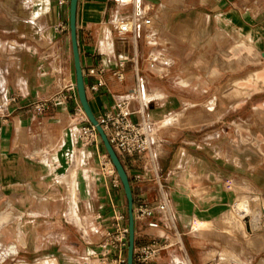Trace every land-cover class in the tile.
I'll return each mask as SVG.
<instances>
[{"label":"crops","instance_id":"obj_1","mask_svg":"<svg viewBox=\"0 0 264 264\" xmlns=\"http://www.w3.org/2000/svg\"><path fill=\"white\" fill-rule=\"evenodd\" d=\"M70 4L71 0H0V257L17 248L15 264H83L87 255L99 249L114 213L127 214L120 178L114 184L102 165V156L108 155L102 139L91 146L81 143L83 121L76 114L79 96L78 100L52 103L43 111L34 107L59 93L67 81L76 82ZM141 6L150 7L153 25L159 19L163 22L158 45L148 44L142 34L144 26L137 42L117 31V18ZM77 27L83 68L106 69L98 90L91 89L95 78L85 76L96 117L135 87L136 68L148 89L145 114L150 122L164 126L197 127L225 112L223 119L231 114L229 109L264 93V67L253 68L219 86L201 108L186 110L210 92L209 82L219 80L226 71L248 68L259 55L264 62V0H78ZM174 38L193 47L206 43L186 78L175 74L184 65L179 62ZM168 41L171 49L159 47ZM216 53L221 56L211 64L208 55ZM153 54L165 64L172 61L174 74L167 81L162 79L161 64L156 69L149 67ZM132 56L138 58L137 66L129 62L125 79L118 80L113 74L117 60ZM202 74L207 81L201 80ZM191 86L204 92L199 94ZM137 106L132 103L133 108ZM240 108L230 117L236 116V124H250L252 113L237 116L243 111ZM204 110L214 111V116L205 115ZM254 111L264 118V104ZM132 119L137 122L140 115L134 113ZM248 131L251 136L247 139L241 132V143L234 145L212 144V136L196 144L192 134L180 138V130H171L168 134L176 139L171 146L159 143L165 150L162 156H157L159 144L153 141L152 158H120L130 181L141 175L131 185L134 208L141 200L152 202L160 197L155 177L159 173L173 218L169 222L157 211L136 220L135 247L165 238L176 241L174 231L181 235L183 250L178 246L167 249L149 264L183 259L192 264L234 262L226 260L228 256L240 258L243 264H264V258H251L261 249L243 242L233 217L238 201L247 215L244 197L254 193L264 197L249 182L236 179L238 173L249 170L264 189V158L258 159L264 157V126L257 132ZM122 222L128 225V214ZM134 264L141 263L134 260Z\"/></svg>","mask_w":264,"mask_h":264},{"label":"built area","instance_id":"obj_2","mask_svg":"<svg viewBox=\"0 0 264 264\" xmlns=\"http://www.w3.org/2000/svg\"><path fill=\"white\" fill-rule=\"evenodd\" d=\"M141 8L143 10L146 9V12H150V7L148 6H141ZM153 24L151 16H145L141 21L136 8L131 15L120 19V23H117V31L121 35H131L132 39L137 42L140 27H151ZM129 62H132L137 66L138 58L132 56L130 58L122 57L117 60L116 66L113 69V74L118 80L123 81L125 79L126 68ZM159 64L161 63L157 58L151 57L149 59L148 65L151 69H156ZM105 70L106 69L103 66H90L87 69H84V76L89 75L96 80L91 86L92 90H98L103 84L102 75ZM160 73L165 74V71L161 69ZM136 78L135 87L130 90L126 97L116 100L111 110L104 111L96 117L120 158L136 156L153 157V141L150 135V126L152 125V122H150L145 114L146 103H148V101H140L141 94L145 89V84L140 78L138 68H136ZM71 99L78 100L76 82L67 81L66 85L62 87L59 93L47 101L35 103L34 107L38 111H43L49 108V105L52 103H61L62 101H68ZM134 102L138 103L137 108L132 107V103ZM134 113L140 115V120L137 122L132 119ZM76 114L81 116V121H83L80 126V140L82 145L91 146L97 144L101 139L99 132L96 126L90 122L80 104L77 106ZM102 165L104 170L109 175L113 176L114 184L119 183L117 171L107 154L102 156ZM155 177L159 184L160 197L152 202L141 200L136 208H134L135 221L151 216L157 211L161 212L169 222L173 221L170 212L169 198L166 194L162 177L159 173L155 175ZM140 178L141 175H138L134 180L130 181L131 185ZM126 219L127 214L122 212L114 213L113 224L111 228L106 231L105 238L99 244V249L92 251L87 255L83 264H127L129 227L122 222ZM149 226L156 227L158 224L149 223ZM173 235L176 238V241L165 238L163 242L154 240L151 243L135 247L134 260L141 264H149L156 260L162 252L167 249L178 246L180 250H183L180 243V233L174 231ZM173 264L192 263L188 259H183L177 260ZM205 264L217 263L214 261H207Z\"/></svg>","mask_w":264,"mask_h":264},{"label":"rangeland","instance_id":"obj_3","mask_svg":"<svg viewBox=\"0 0 264 264\" xmlns=\"http://www.w3.org/2000/svg\"><path fill=\"white\" fill-rule=\"evenodd\" d=\"M147 7V6H146ZM145 16H150V12L147 11ZM142 19V18H141ZM158 21V20H157ZM161 21V20H159ZM155 22V21H154ZM160 24L161 22H159L158 25H153V27L155 26L156 29L160 28ZM115 25L117 27V23L115 22ZM147 27L144 26L143 30H142V34H145ZM146 30V31H145ZM150 31V30H149ZM174 42H175V47H178V51H179V62L183 63L182 65H184V68L178 70L177 72L175 71V74L178 73L180 74V77H184L186 78L188 75V68L189 70H192V61L194 59L197 58V56L199 55V52L202 50L203 45L206 44L201 43L199 46L193 47L191 44H189L187 41H183L180 38H174ZM149 44V43H148ZM150 45V44H149ZM162 47H161V46ZM159 47L165 50L171 49V42H167L166 44H161L160 43ZM218 50V49H217ZM220 58V54L216 53L213 55H208V60L211 64H214V58L215 57ZM148 57V54H145V58L144 61H146V58ZM154 58H157V56H155L153 54ZM159 60V62L161 63V67H163L162 69L165 71V76L164 78H162L164 81H167L168 79H170V77L174 74L170 67L171 62H168V64H165L163 60H161L160 58H157ZM223 61H220V64H222ZM164 67H168L169 70L167 71L166 69H164ZM264 67V62L261 59V56H258V60L256 63H248V68H244L241 71H237V72H233V71H226L224 73V75L217 81L215 82H209L210 83V92L206 93L203 96H199L198 98L200 99V101L198 102H194V105L192 107L187 108V111H191V110H196L201 108L204 104H206L208 101V97L210 96L211 98L215 95L217 89L219 86L225 85L231 78L236 77V76H242L244 74H246L250 69L253 68H261ZM208 77L205 74H202L201 76V80L202 81H207ZM64 85V84H63ZM189 88L194 89V91H196L199 94H202L204 91H201L198 89V87L196 86H191ZM146 90L147 87H145ZM209 89V87H208ZM259 104H264V93L260 94V95H255L252 98H248L245 102H243L241 105L235 107V108H231L228 111L232 113H234L235 109H241L240 107H243V111H241V113L237 116H242L244 114H251L252 116V120H250V124H245V125H241V124H236L233 120H236L235 117H230L231 114H229V116H226V118H221L220 117L225 113H222L220 116H214V111H209V110H204L203 113L205 115H208L210 117H212V120L210 122H205L200 124L197 127H193V126H164L162 125L161 122H157L156 124H152L150 126V128H155L158 129L157 131H155L154 133L151 134L152 130L150 129V135L152 138V141L155 142V144L157 145L156 142L159 143H165V146L167 144V146H171L172 144V140L176 139L175 137H172L168 134V132H170L171 130H180V138H186L188 137V134H192L193 137L191 138L192 141H196L197 143H200L204 137H208V136H212V144H216L217 142H221V143H232L234 145H238L239 143H241V132L245 135V137L248 139V137H250V133L248 130H251L252 132H257L259 131L263 126H264V118L259 117L255 111H254V107L259 105ZM217 105V99H216V104ZM186 107V106H185ZM184 107V108H185ZM183 108V109H184ZM227 112V111H226ZM263 116H264V112H263ZM222 121H225V123H223ZM231 122V123H229ZM221 135V136H220ZM220 136V137H218ZM214 137V138H213ZM218 137V138H216ZM178 140V139H177ZM176 140V141H177ZM252 140V138H251ZM161 141V142H159ZM196 144H190L192 146H194L195 148L197 147ZM199 151H201V148H196ZM164 148L162 149V146H158L157 149V156H162L164 153ZM215 152V151H214ZM109 156V155H108ZM264 157H259L258 159H261ZM238 177L236 178L238 181L240 182H249L253 188L255 190L259 189L262 191V193L264 194V189L261 188L258 183L255 181V179L253 178V176L251 175L250 171H242L240 173H238L237 175ZM167 188V187H165ZM255 195V196H254ZM245 199H243L245 206H246V210L247 215H244L241 212V209L239 207V201L236 203L234 207V223L235 226L238 227L237 228V233L238 235H240V233H242V240L245 244L248 245V247H254L256 250H260L259 252H255L252 254L251 258H254L256 260L259 259H263L264 258V221L261 219H258L259 217L261 218L262 215H264V202H260V199L264 201V197L258 193V194H251L249 196L244 197ZM258 198V199H257ZM259 200V201H258ZM5 202V201H4ZM257 205H259L261 211V216L259 215V217H255L254 216V210H256ZM251 207V209H249ZM0 208H3V203L0 204ZM249 209V210H248ZM251 216V217H250ZM251 218V219H250ZM252 220L253 223H250L249 221ZM254 220H260V225L258 228H254L255 224ZM234 223H231V226L234 227ZM248 224L250 225L252 231H248ZM263 247V248H262ZM17 249V248H16ZM16 249L15 251L9 252L7 255H5L4 257H0V264H15L16 261L13 260V258H15V254H16ZM0 255H1V251H0ZM4 258V259H3ZM250 258V259H251ZM234 259L233 256H228V258L226 257V260H231ZM211 260H214V258H211ZM217 261V260H216ZM214 261V262H216ZM226 264H243V263H239L234 259L233 261H225Z\"/></svg>","mask_w":264,"mask_h":264},{"label":"water","instance_id":"obj_4","mask_svg":"<svg viewBox=\"0 0 264 264\" xmlns=\"http://www.w3.org/2000/svg\"><path fill=\"white\" fill-rule=\"evenodd\" d=\"M77 5H78V0H71L70 29H71V37H72L75 73H76L77 93H78V96H79V99H80V102L84 109L85 114L87 115L90 122H92L96 126L99 132V135L106 147L107 153L123 184L125 194L127 197V214H128V227H129V244H128V249H127V264H134L136 232H135V216H134V197H133L132 186H131L127 171L119 155L116 153L115 149L110 143L103 127L99 124L94 112L92 111V108L90 106V103L87 97L84 69H83V65L81 61V51H80V44H79V38H78Z\"/></svg>","mask_w":264,"mask_h":264},{"label":"bare ground","instance_id":"obj_5","mask_svg":"<svg viewBox=\"0 0 264 264\" xmlns=\"http://www.w3.org/2000/svg\"><path fill=\"white\" fill-rule=\"evenodd\" d=\"M137 12H138V14L140 15V20L142 21L143 20V17H145V15H146V9L145 10H143V9H138L137 10ZM142 18V19H141ZM154 18H156V16H154ZM120 19H121V17H119V18H117V22L116 23H120ZM155 20V19H154ZM160 20V19H159ZM161 22V24H160V28H157L156 29V27L154 26V27H152V29L150 30V31H146V33H145V36H146V38H147V42L150 44V45H153V46H155V45H158L159 44V42H160V39H162V28H163V22L162 21H160ZM146 89H144L143 90V92H142V94H141V100L140 101H145V102H147L149 99H147L146 98ZM152 122V124H156L155 122H153V121H151ZM151 130H152V132H151V134L152 133H154L155 132V128H150ZM76 155H77V152H76ZM166 194H167V192H166ZM168 195V194H167ZM255 196V195H254ZM258 199V198H257ZM259 201V200H258ZM261 202V201H260ZM260 206L259 205H257V208H256V210H254V216L255 217H259V215L261 216V209L259 208ZM251 217V216H250ZM251 219V218H250ZM258 219H261V220H263L264 221V215H262L261 216V218L259 217ZM250 223H253V221L252 220H250L249 221ZM254 223H256L255 224V226H254V228H258L259 227V225L261 224L260 223V220H254ZM247 228L249 229V225L247 226ZM234 259H235V257H233ZM236 260V259H235ZM236 261H238L239 263H242V261L240 260V258L238 259V260H236ZM217 264H222V263H220V262H216Z\"/></svg>","mask_w":264,"mask_h":264},{"label":"trees","instance_id":"obj_6","mask_svg":"<svg viewBox=\"0 0 264 264\" xmlns=\"http://www.w3.org/2000/svg\"><path fill=\"white\" fill-rule=\"evenodd\" d=\"M87 97H88V94H87Z\"/></svg>","mask_w":264,"mask_h":264}]
</instances>
